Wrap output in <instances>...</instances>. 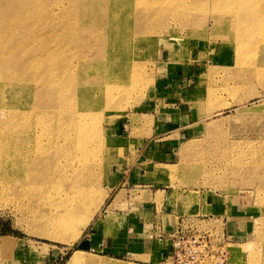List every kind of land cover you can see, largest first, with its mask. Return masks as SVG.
<instances>
[{"label": "rangeland", "instance_id": "1", "mask_svg": "<svg viewBox=\"0 0 264 264\" xmlns=\"http://www.w3.org/2000/svg\"><path fill=\"white\" fill-rule=\"evenodd\" d=\"M145 2L150 8L162 4ZM219 3L187 1L185 15L172 9L162 23L146 21L152 33L134 34L121 47L128 58L121 78L111 84L112 99H102L93 156L104 202L81 237L59 242L41 235L36 217L45 206L12 174L0 172V264H66L77 250L98 264H154L132 258L111 240L117 220L110 222L109 180L121 161L120 167L130 166L133 151L137 164L124 172L119 189L140 195L142 189L162 188L169 201L185 198L184 218H199L185 227L186 235H225L223 264H264V21L261 28L242 30L231 16L240 12L241 1ZM6 116L0 125L8 124ZM174 123L188 126L181 136L171 131ZM154 129L153 143L141 148ZM159 163L167 164L158 165L168 172L164 183L144 180L148 165ZM204 196L222 205L221 215L200 214ZM153 214L151 209L150 220ZM4 240L7 247L1 246Z\"/></svg>", "mask_w": 264, "mask_h": 264}, {"label": "bare ground", "instance_id": "2", "mask_svg": "<svg viewBox=\"0 0 264 264\" xmlns=\"http://www.w3.org/2000/svg\"><path fill=\"white\" fill-rule=\"evenodd\" d=\"M145 1L0 0V119L8 121L0 125V172L45 206L36 221L52 240L81 237L104 202L93 156L102 99H112L128 58L121 47L152 33L146 21L162 23L172 9L185 15L187 1L200 2ZM240 1L231 15L237 27L261 28L264 0ZM86 254L77 250L66 264H98Z\"/></svg>", "mask_w": 264, "mask_h": 264}, {"label": "crops", "instance_id": "3", "mask_svg": "<svg viewBox=\"0 0 264 264\" xmlns=\"http://www.w3.org/2000/svg\"><path fill=\"white\" fill-rule=\"evenodd\" d=\"M174 118L176 119V116H174ZM138 120L141 119L138 118ZM158 125H160L161 128H163V126L166 127L165 123ZM171 127L174 128L171 131L178 130L181 136L185 132L184 129L188 126L174 123ZM157 130L158 129L152 130L153 132L149 135V138L139 146L144 148V146L149 143H153L155 138L154 134L158 133ZM132 157L134 160H129L130 166H126V168L120 167V163L123 162L121 161L119 165L115 167V175L109 180V186H111V188L113 187L112 195L114 196L111 203L112 211L110 212V222L114 219L117 220V232L113 235L111 240L116 242L121 250L126 251L132 258L154 264H173L174 238L180 226V222L184 218L183 214H185L184 212H186L187 209V205H185L186 199L184 198L180 201L174 200L173 202L169 201L168 193L165 189H162L161 186L159 187L161 189L155 191L142 189L140 195H135L132 191L136 189L133 188L119 189L121 183H123L126 178L124 172L126 173L128 169H132V167L137 164L136 161L138 160L135 161V158L138 157V153L136 151H133L131 154V158ZM163 164L164 163L148 165V170L144 171L142 178L144 180L150 179L158 185L163 184L168 175L165 167L158 166ZM151 170L153 173H147ZM134 173L135 176H137L139 174L138 169H134ZM143 194L145 195L142 196ZM138 198L143 199L138 200ZM207 202L204 196L198 207L200 214H203L204 211L207 210H210V214H222V205L220 206L218 203L215 204L213 201L212 203ZM207 205H209V209ZM195 206L196 205H192L189 207L190 210H195ZM132 207H139L140 213L132 214ZM151 209L154 213L152 220L149 218ZM225 211L226 210H224V212ZM187 219L189 222L194 223L195 220L199 218ZM149 227L151 228V232L147 231Z\"/></svg>", "mask_w": 264, "mask_h": 264}, {"label": "built area", "instance_id": "4", "mask_svg": "<svg viewBox=\"0 0 264 264\" xmlns=\"http://www.w3.org/2000/svg\"><path fill=\"white\" fill-rule=\"evenodd\" d=\"M189 220L183 218L175 234L173 264H223L227 258L224 236L212 232L186 235ZM216 252V255L214 253Z\"/></svg>", "mask_w": 264, "mask_h": 264}, {"label": "trees", "instance_id": "5", "mask_svg": "<svg viewBox=\"0 0 264 264\" xmlns=\"http://www.w3.org/2000/svg\"><path fill=\"white\" fill-rule=\"evenodd\" d=\"M2 233L3 234H8V233H10V234H16V235H20V233H17V232H7V231H2Z\"/></svg>", "mask_w": 264, "mask_h": 264}]
</instances>
